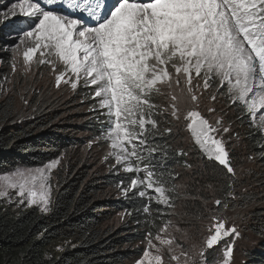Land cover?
I'll list each match as a JSON object with an SVG mask.
<instances>
[{
  "label": "snow or ice",
  "instance_id": "1",
  "mask_svg": "<svg viewBox=\"0 0 264 264\" xmlns=\"http://www.w3.org/2000/svg\"><path fill=\"white\" fill-rule=\"evenodd\" d=\"M15 17L23 19L12 37L17 43L10 49L11 73L0 77V95L11 92L6 85L17 72L27 80L42 66L50 69L57 90L89 89L95 101L89 111L98 114L101 129L88 147L107 144L103 161H114L110 169L117 173L131 174L117 187L125 198L144 200V214L153 215L154 202L168 209L157 208L160 217L181 215L175 200L185 186L174 183L178 173L164 168L167 153L154 142L156 135L187 132L217 178V184L205 186L213 199L199 190L185 196L203 206L196 215L208 220L202 242L185 247L189 230L167 219L155 235L147 232L134 264H232L241 232L236 224L226 226L223 213L231 201L244 198L235 191V145L229 147L240 137L214 106L205 114L201 105L206 93L210 103L227 97L239 109L237 119L260 134L258 146L264 149V0H14L0 11V23ZM26 91L19 94L25 104ZM154 96L166 102L154 103ZM161 123L173 126L161 132ZM158 153L161 159L153 163ZM62 159L0 174V198L48 213ZM184 167L192 165L185 161ZM216 191L222 198H215ZM217 245L222 254L210 262L206 253Z\"/></svg>",
  "mask_w": 264,
  "mask_h": 264
},
{
  "label": "trees",
  "instance_id": "2",
  "mask_svg": "<svg viewBox=\"0 0 264 264\" xmlns=\"http://www.w3.org/2000/svg\"><path fill=\"white\" fill-rule=\"evenodd\" d=\"M2 48L0 45V64L8 67L11 54ZM6 70L0 67V77ZM87 92H81L80 97H90ZM223 102L230 105L227 98ZM230 109L237 110L228 111L230 122L238 121L236 133L245 140L234 158L253 156L257 170L263 171L248 174L252 177L246 183L254 180L253 190L238 192L239 197H244L240 199L243 208L253 206L244 216L245 225L258 239L255 246L245 250L243 264H264V157L260 156L264 149L258 146L260 134L250 129L247 120L237 119L239 109L236 106ZM64 115L63 109L48 107L21 117L12 102L0 103V174L16 167L40 166L61 155L66 159H62L57 172L58 186L48 213H40L34 207L14 211L0 206V264H134L142 255L141 244L147 232L156 234L162 224L155 211L160 205L153 202V215L147 216L142 211L144 200L117 193L118 183L121 180L127 183L131 174L95 173L83 160L81 148L85 139L77 134L99 135L98 114L84 123H72ZM170 138L156 135L154 142L167 153L162 161L164 168L175 172V167L184 166V162L176 155ZM158 159L161 154H154L153 163ZM205 168V174L211 176L210 183L217 184L211 166ZM233 202L237 200L230 204ZM120 211L128 218L116 228L111 221ZM60 244L62 250L57 249Z\"/></svg>",
  "mask_w": 264,
  "mask_h": 264
},
{
  "label": "rangeland",
  "instance_id": "3",
  "mask_svg": "<svg viewBox=\"0 0 264 264\" xmlns=\"http://www.w3.org/2000/svg\"><path fill=\"white\" fill-rule=\"evenodd\" d=\"M12 2H14V0H0V11L6 10L7 6H10ZM20 19L23 18L20 17L9 18L5 20L3 23H0V36H2L1 37L2 39H6V41L3 42V40L0 38V45L3 46L2 51L4 52L8 51L11 54V56L12 53L10 49L12 46H14L17 43V41L12 37H14L16 34L15 29L17 28ZM3 29L5 30L1 31ZM0 67L8 69L5 72H3L4 75H9L11 73L10 65L8 67H5L0 64ZM40 71H43L42 77L40 76ZM49 71H50L49 68L42 66L41 69L36 72V75L34 77H31L27 80H25V78L21 76L20 72H17L14 77H11L12 83L6 85L7 88L11 89V92H9L8 95L6 96L0 95V103L9 102V101L12 102L16 108V111L21 117L31 115L33 111H37L39 109L46 110L48 109V107H58L60 109H63V111H65L64 118L71 121L72 123H84L89 121V119L92 117L95 118V115L97 113L89 111V109L92 107L95 101H93L90 97H80L81 92H84L86 90L90 92V90L84 88L83 86H80L76 91H72L70 87L67 85H62L61 89L57 90L54 87V77L49 74ZM79 88L81 89L79 90ZM24 89H28V91L24 92V97L27 100V104H25L21 100L19 95L20 92ZM154 97H155V99H153L154 103L164 104L166 102L163 97H159V96H154ZM207 97H208V93H206L205 96L202 97V101H203L201 105L202 112L207 114L206 108L208 106H214L217 109V112L220 115L224 116L225 124L227 125L228 123H231L228 111H231L232 109L230 108H232L235 105L226 106L223 101L227 97L224 96H219L217 101H215L214 103H210ZM232 111H237V110H232ZM157 118L161 120L165 119L164 117H157ZM237 123L238 121H234L233 123H231L233 133H236V131L238 130L236 128ZM168 126H173V125H169L167 123H161L160 131L163 132V129ZM77 136L79 138L85 139V146L84 148H81V152H82L83 160L90 166V169H92L93 172L108 173L110 171H114L110 169V164L114 163V161H108V162L103 161V157L106 151L108 150V146L105 142L101 141V142L92 143V146L90 148L88 147L89 142L93 141L94 138L97 136V134H94L92 132H85V133L77 134ZM161 136L168 137L169 135H161ZM239 137H240L239 141L233 139L232 141H230L229 144V147L235 145V147L232 149L231 154L234 159V167L237 170V176H238V182L236 183L235 186V191L237 195L239 191L253 190L252 185L255 183V181L249 180L246 183V180L252 177L251 175L248 176V174L251 171L258 169V165L257 162L255 161V158L251 160L248 159L249 156L241 160L234 158V155L238 154V152L241 151V147L245 142L244 137L242 135L239 134ZM171 138L170 140L174 141V145H175L174 147L177 149V152L183 150L184 152L187 153V156H179V157L183 159L184 163L185 161H187L188 164H191L192 167L190 169L185 168L184 166L175 167L176 170L174 173H178V175H176L174 183L182 184L185 186V188L182 190L181 197L175 200L176 211L181 215L180 216L164 215L162 217L159 216V220L162 221L163 224V222L166 221L167 219H172L174 223H177L181 228L188 229L191 237V239L185 245V247H188L191 243L200 244L202 242L204 236L207 235L205 229H206V225L208 224V220L196 219L197 210L203 212V206L199 200L185 198V196L190 197L196 195L197 190H199L200 195H203L205 198L209 200L213 199V193H211L205 187L208 184H212L210 183L211 176L205 174L206 172L205 167L207 165L210 166V164L204 158L201 157L199 150L196 147H194L187 132H181L177 135L171 136ZM174 147L172 149H174ZM63 160L65 161L66 159L63 158ZM58 171L59 169L54 172L56 187H55V191L53 192V201L58 186V181H57ZM257 171L263 173L262 170H257ZM141 175L143 174L141 173ZM117 193L118 195H122L120 190ZM220 195H222V193L216 191L215 198H221ZM236 200L237 202H233L230 204L229 208L223 213V216L228 221L226 226H231L232 224H236L237 226H239L241 236L239 239L236 240L234 245L232 264H243L245 260V256H244L245 250L249 247L255 246L258 239L250 230V228L249 227L247 228V226L245 225L244 216L246 215V212L253 206L250 205L247 208H243L242 207L243 203L241 202V200L240 199H236ZM0 206L10 208L14 211L30 209L29 207H26V204H18L17 200H12L11 202H9L7 201L6 198H0ZM210 206H214V205H210ZM34 208L36 207L34 206ZM160 209H162L165 213H167L168 211V209L163 205H160ZM184 212H187L188 215L184 216L183 215ZM127 218L128 216L125 214V212L120 211L116 213L111 223H113L114 226L117 228L119 225L125 222ZM176 235L177 237L180 236L179 233H176ZM221 244H223V241L221 242ZM141 245H143V248L145 249L146 240ZM61 246L62 244H60L59 247H57V249L59 250ZM221 254H222V250L220 245L215 246L213 250H208V252L206 253L210 262L214 258H218L219 255Z\"/></svg>",
  "mask_w": 264,
  "mask_h": 264
}]
</instances>
